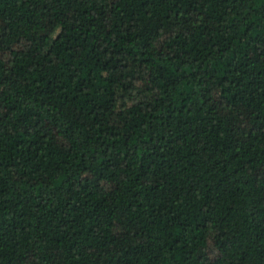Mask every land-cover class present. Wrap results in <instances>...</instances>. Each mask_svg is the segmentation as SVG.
<instances>
[{
	"label": "trees",
	"instance_id": "obj_1",
	"mask_svg": "<svg viewBox=\"0 0 264 264\" xmlns=\"http://www.w3.org/2000/svg\"><path fill=\"white\" fill-rule=\"evenodd\" d=\"M0 264H264V0H0Z\"/></svg>",
	"mask_w": 264,
	"mask_h": 264
}]
</instances>
